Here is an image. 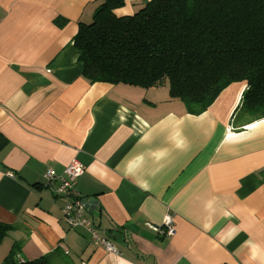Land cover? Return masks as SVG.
Segmentation results:
<instances>
[{
	"label": "crops",
	"instance_id": "obj_1",
	"mask_svg": "<svg viewBox=\"0 0 264 264\" xmlns=\"http://www.w3.org/2000/svg\"><path fill=\"white\" fill-rule=\"evenodd\" d=\"M102 2L0 0V264L19 240L20 260L46 264H264V118L237 111L246 81L199 114L167 83H90L74 37ZM74 158L117 254L70 228L47 186Z\"/></svg>",
	"mask_w": 264,
	"mask_h": 264
},
{
	"label": "trees",
	"instance_id": "obj_2",
	"mask_svg": "<svg viewBox=\"0 0 264 264\" xmlns=\"http://www.w3.org/2000/svg\"><path fill=\"white\" fill-rule=\"evenodd\" d=\"M125 4L103 0L92 21L80 23L74 45L90 83H167L172 98L199 114L228 85L246 81L237 111L250 122L264 118V0H148L119 15ZM10 227L0 221V240ZM22 245L15 241L2 264H46L20 260Z\"/></svg>",
	"mask_w": 264,
	"mask_h": 264
},
{
	"label": "built area",
	"instance_id": "obj_3",
	"mask_svg": "<svg viewBox=\"0 0 264 264\" xmlns=\"http://www.w3.org/2000/svg\"><path fill=\"white\" fill-rule=\"evenodd\" d=\"M85 170L86 165L78 158H74L62 173L48 169L44 176L47 179V186L54 195L64 201L62 206L64 221L71 228L85 230L89 240L94 244L104 246L109 253L117 254L118 250L109 237L101 234L99 227L88 216L90 199L84 197L76 187L78 178ZM164 223L166 235H174L176 227L172 214L166 216Z\"/></svg>",
	"mask_w": 264,
	"mask_h": 264
},
{
	"label": "water",
	"instance_id": "obj_4",
	"mask_svg": "<svg viewBox=\"0 0 264 264\" xmlns=\"http://www.w3.org/2000/svg\"><path fill=\"white\" fill-rule=\"evenodd\" d=\"M93 203V200H90V203L88 204V207H89V209H93L94 208V206L93 205H91Z\"/></svg>",
	"mask_w": 264,
	"mask_h": 264
}]
</instances>
